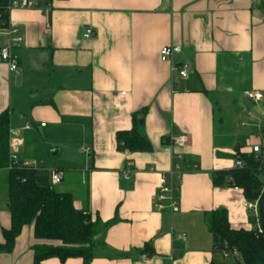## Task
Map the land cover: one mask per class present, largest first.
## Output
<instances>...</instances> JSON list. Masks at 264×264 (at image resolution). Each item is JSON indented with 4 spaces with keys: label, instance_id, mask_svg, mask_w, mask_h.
Listing matches in <instances>:
<instances>
[{
    "label": "crops",
    "instance_id": "obj_1",
    "mask_svg": "<svg viewBox=\"0 0 264 264\" xmlns=\"http://www.w3.org/2000/svg\"><path fill=\"white\" fill-rule=\"evenodd\" d=\"M34 2L9 14L22 43L16 72L0 59V113L12 114L20 159L53 164L39 167L63 171L59 191L72 193L77 209L104 223L115 220L103 234L106 249L91 264H226L206 217L224 208L233 229L258 224L241 189L216 187L212 179L261 144L264 0ZM88 28L94 34L84 38ZM9 42L0 31V48ZM166 45L182 47L174 63L161 60ZM185 63L190 71L183 79L174 64ZM254 91L263 94L260 101L247 96ZM143 110L152 149L132 154L135 170L125 179L117 133L130 130ZM181 134L189 142L176 151L192 170L178 184L179 210L159 211L160 176L175 162L166 139ZM0 202L4 243L3 230L12 224L8 191ZM35 243L33 227H24L13 251L0 252V264H33ZM148 243L152 256L143 253Z\"/></svg>",
    "mask_w": 264,
    "mask_h": 264
},
{
    "label": "trees",
    "instance_id": "obj_2",
    "mask_svg": "<svg viewBox=\"0 0 264 264\" xmlns=\"http://www.w3.org/2000/svg\"><path fill=\"white\" fill-rule=\"evenodd\" d=\"M10 0H0V29L9 25ZM145 110L133 115V127L117 133L118 150L132 153L149 152L152 145L144 133ZM12 114L0 113V169H8V210L11 227L3 230L4 243L0 252L11 253L17 237L26 226L33 227L36 243L32 246L33 264H45L50 258L62 263L81 258L91 264L106 249L103 234L115 223L93 219L86 210L77 209L74 195L60 192L51 183L49 169L24 168L11 157ZM169 144V138L166 139ZM243 167L216 171L212 182L216 187L241 189L248 202L257 203V227L233 229L224 208L207 214L206 223L214 239L216 251L236 249L230 257L236 264H264V156L261 153H240ZM144 255L154 250L146 244Z\"/></svg>",
    "mask_w": 264,
    "mask_h": 264
},
{
    "label": "built area",
    "instance_id": "obj_3",
    "mask_svg": "<svg viewBox=\"0 0 264 264\" xmlns=\"http://www.w3.org/2000/svg\"><path fill=\"white\" fill-rule=\"evenodd\" d=\"M35 6L34 0H10L9 11L15 8H31ZM264 19V16H263ZM3 31L9 38L10 42L7 45H4L0 48V59L3 63L8 66L9 72L14 73L19 68V55L15 49L22 43V38L16 35L17 30L11 27V24L4 29ZM94 34V31L91 28L86 29L84 33V38H90ZM182 52V47L179 45H166L160 50L161 60L164 62L174 63L176 55ZM176 67V68H175ZM174 68L178 70L179 76L183 79L188 78L190 65L185 63L180 66L174 64ZM249 99L254 101H260L263 98V94L258 91L250 92L247 94ZM41 126H45V123H42ZM25 129H31L33 127L32 123L27 122L25 124ZM261 132L262 129H259ZM18 134L16 131L12 130V137L10 142L11 157L14 163H19L24 168H38L36 164L29 162L27 160H22L17 155L19 150V141L17 139ZM261 136H264V132L261 133ZM189 138L187 134L181 135H171L169 137V145L174 149V159L175 162L172 164V167L168 171L161 173L158 191L154 196V206L157 210L169 209L171 213H175L179 210L178 203V192H179V183L182 179V176L185 172L192 170L189 165H184V155L182 152L176 151V149L185 148L188 145ZM251 152L259 154L262 152L261 144L253 145ZM123 154L126 157L125 169L123 171L124 178L129 179L131 173L135 170V162L132 159V152L129 149H125ZM236 166L243 167L244 162L242 160L236 161ZM51 183L54 186L59 185L64 180V173L62 170L55 169L50 171ZM246 207L249 210L257 212V203L248 202ZM238 251L233 249L232 251L226 250L223 251L222 255L224 258L228 259L230 257L238 256ZM144 260L147 259L146 256L142 257Z\"/></svg>",
    "mask_w": 264,
    "mask_h": 264
},
{
    "label": "rangeland",
    "instance_id": "obj_4",
    "mask_svg": "<svg viewBox=\"0 0 264 264\" xmlns=\"http://www.w3.org/2000/svg\"><path fill=\"white\" fill-rule=\"evenodd\" d=\"M264 132V129H262V131L260 132V133H258L259 134V137L258 138H256L257 139V141H260V143H261V147H262V145H263V147H264V136H261V133H263ZM34 147L32 146V149H33ZM70 154H72V155H75L74 154V151H72V152H70ZM263 154V153H262ZM75 156H77V155H75ZM77 157H79V156H77ZM48 159H46L45 158V160L48 162L49 160H52L54 157L53 156H49V157H47ZM34 162V161H33ZM32 162V163H33ZM33 164H36V166H53V164L52 165H48V163H45V161H42V160H40V161H36V162H34ZM68 170H66V172H67ZM8 173H9V171H8V169H0V201H1V199L2 198H5V196H6V194H7V191H8V185H7V183H8ZM62 184V183H61ZM60 184V185H61ZM55 186L56 187V190L57 191H59V190H61L60 188H61V186ZM1 203V202H0ZM224 262L226 263V264H236V262L234 261V260H232L231 258H228V259H224Z\"/></svg>",
    "mask_w": 264,
    "mask_h": 264
}]
</instances>
